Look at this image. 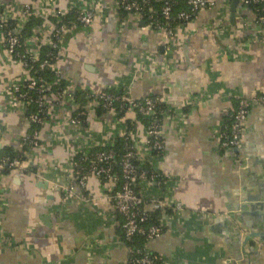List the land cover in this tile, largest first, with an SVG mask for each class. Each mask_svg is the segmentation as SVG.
I'll return each mask as SVG.
<instances>
[{"label":"crops","instance_id":"0c3cea01","mask_svg":"<svg viewBox=\"0 0 264 264\" xmlns=\"http://www.w3.org/2000/svg\"><path fill=\"white\" fill-rule=\"evenodd\" d=\"M93 1L99 11L94 24L66 36L55 63L66 86L73 92L125 87L134 100L157 95L174 116L162 126L166 153L155 166L171 176L169 195L186 211L171 218L166 231L146 248L161 254L165 264H225L239 233L232 222H222V215L226 206L238 204L240 190L259 195L262 207L257 212L264 220V103L251 104L244 124L241 154L248 157L247 168L218 148L216 131L232 99L248 102L257 94L264 96V32L255 23L254 11L243 12L242 26L231 25L228 14L229 28L223 32L215 22V9L200 12L184 26L177 44L168 48L162 33L134 25L130 16L121 17L112 0ZM31 2L0 0L14 6ZM39 11L36 4L34 16ZM41 13L46 17V11ZM158 57L168 59L167 72L150 61ZM22 72L19 61L8 59L0 35V148L16 150L29 129L24 110L12 100V83ZM52 107L39 128L40 147L30 152L29 160L36 165L26 173L0 175L7 200L0 210V233L11 240L8 246L0 244V264H126L129 249L116 231L118 220L103 183L91 177L85 193L76 190L77 196L86 194L89 199L81 196L62 204L51 181L69 173L67 162L75 146H93L118 136L123 123L111 112L93 113L75 135V128L65 121L69 107ZM125 116L134 117L133 112ZM39 175L49 188L35 186L42 179ZM222 235L234 242L225 244ZM256 253L250 259L264 264V245ZM247 262L243 258L237 263Z\"/></svg>","mask_w":264,"mask_h":264},{"label":"built area","instance_id":"2783aa9c","mask_svg":"<svg viewBox=\"0 0 264 264\" xmlns=\"http://www.w3.org/2000/svg\"><path fill=\"white\" fill-rule=\"evenodd\" d=\"M115 7H121L126 11V16L132 18L134 25H140L146 29H150L163 34L164 45L168 48L175 46L176 41L180 38V35L184 31V26L177 25L174 28H169L163 22L152 20L147 25L142 23V14L140 13V6L138 3L130 0H112ZM145 2L149 0H144ZM190 6L191 11L196 14L207 10L215 9V22L218 25L220 32L227 31L229 25L227 18L229 14L230 0H186ZM161 17L164 21L170 19L172 2L174 0H161ZM257 3L261 4L260 9L255 14V23L261 32H264V0H240L237 10L235 23L243 25V12L250 10V4ZM39 4L41 11H46V17H43L41 11H39L38 17L43 19V22L32 28V34L29 39L24 42V51L32 61H39L40 47L52 46L57 48V57L60 59V51L62 47L63 39L74 32L72 26H68V21L64 19L67 14L74 12L75 20L80 24V28L88 30L94 24L98 16V3L93 0L84 2L83 0H33L31 3H19V6L13 4H0V35L1 42L6 52V55L10 61H19L23 66V72L21 77L12 83L13 101L22 107L25 112L28 102L32 101L38 107H43L45 113H49L52 110V106L61 104L62 106L67 105L69 107V114L65 118L66 124L73 126L76 130H84L83 122L86 121L89 115L95 113V107H97L101 100H104L103 106L107 108L106 113L111 112L115 115V111L112 107L114 100L125 102L127 107L124 111V118L128 112H133L132 108H137L138 111L143 115H150L154 112L156 103L159 101L158 98L153 99L149 96L142 98L141 102L130 98L128 94L112 95L106 92L105 88L102 90L89 89L88 96L83 105L73 102V91L66 86L63 92H50V87L43 83H39L37 79L25 69V65L21 60L15 59V48L20 46V35L24 28L26 21L34 16V7ZM153 14V9H148ZM253 11V10H252ZM190 14L187 12H180L178 18L186 20L188 23ZM37 17V16H36ZM151 17V16H150ZM50 18V19H49ZM13 22V26L10 24ZM238 47L240 45L237 43ZM153 64H160L164 67L163 72H167L169 63L168 59L164 57H158L150 60ZM55 62V63H56ZM55 63H49L43 61L39 64L40 69H47L52 71L57 77L64 78L58 65ZM32 91L37 93V97L31 99L30 94ZM256 103H264V96H255L251 101H245L244 99L239 100V108L233 114V122L231 124V136L227 141L222 140L223 133L220 131L221 123L217 125L218 131V148L224 149L231 154L235 160V164L240 168L246 161V157L241 154L243 147V132L246 118L249 114L250 109H246V106ZM75 113L76 117L73 116ZM104 113V114H106ZM27 118L28 124L40 125L45 122V119L40 114H29ZM171 113L166 114L163 118L161 126L155 121L151 122L148 126L143 127L139 122L134 121V127L131 130H126L122 125L120 135L128 138L134 142L135 151H128L120 161L122 177L125 182L117 188L116 177L111 174L110 161L113 158L114 153L111 150H102L95 152L94 154H88V151L93 146H106L111 141V137L104 142H96L93 146L83 147L78 145L72 149L68 159V172L63 180L54 181L58 190L61 194L62 204L68 200H72L78 197L89 199L86 194L81 196L76 195V190L87 191L88 180L92 177L97 179L100 183L102 182L106 189V198L111 203L112 216L115 221L117 217L121 216L122 222L118 220V224L122 227L125 238L129 240L135 234H141L147 236L148 240H152L161 234L160 228L151 226L145 229L141 224L146 220L149 215L148 212L159 210L161 213V226H168L171 216L167 214L170 212L178 218V216L186 211L184 204L178 200H173L168 189L172 183L171 176L166 172L162 174H148L147 171L141 170L133 164L132 159L136 156L143 157L147 161H151L150 152L151 149H164V135L162 134V126L173 119ZM89 120V119H88ZM121 123H124V119L119 118ZM116 122V121H115ZM135 124H139V130L135 127ZM39 130H33L30 133L24 134L20 138L19 147L16 149L21 153L20 157L13 159H0V170L3 168H10L12 171L17 173H26L27 169L31 166L36 165V161L29 160L30 152L35 151L40 147L39 142ZM74 135V137H75ZM114 136V135H113ZM112 136V137H113ZM73 137V138H74ZM78 137L85 138L84 134H80ZM114 136L113 138H115ZM72 138V139H73ZM153 141V142H151ZM92 145V144H91ZM27 146V149H23ZM80 154V160L75 161L74 157ZM86 162L87 167L84 170L81 167V163ZM157 169L158 168H154ZM38 178H44L39 175ZM41 179V180H42ZM136 179L144 181V188L141 192H136L132 189L131 183ZM5 188H0V210L4 207L6 200ZM162 191V192H160ZM9 244L11 240L1 235L0 233V244ZM133 264H152L153 260L147 256H139L132 260ZM163 264L164 260H163Z\"/></svg>","mask_w":264,"mask_h":264},{"label":"trees","instance_id":"16d2710c","mask_svg":"<svg viewBox=\"0 0 264 264\" xmlns=\"http://www.w3.org/2000/svg\"><path fill=\"white\" fill-rule=\"evenodd\" d=\"M133 2H136L139 4L140 13L142 14V23L147 25L150 21L156 20L160 23H165L167 27L174 28L177 25L185 26L186 20H181L178 18V14L180 12H187L190 14L189 21H192L194 17L196 16L193 11H191L189 4L186 0H174L172 2V8H171V16L170 19L167 21H164V19L161 17V6L162 2L161 0H149L145 2L144 0H130ZM261 4L257 3H251L250 8L257 14V10L260 9ZM153 9L155 13L151 14L148 9ZM118 12L120 13L121 17H124L126 15V11H124L121 7L117 8ZM151 16V17H150ZM65 20L68 21V26H73L74 29L80 28V24L76 22L74 12H70L67 14V16L64 17ZM42 19L36 16H31L28 21L24 24V28L21 31L20 35V46L18 45L15 48V59L21 60L24 65L25 69H27L32 76H34L39 83H43L45 85H48L50 87V92H63L66 88V81L64 78L57 77L52 71L47 69H40L39 64L43 61H48L49 63H55L58 59L57 57V48H54L52 46H41L40 47V54H39V61H32L29 56L24 51V42L30 38L32 34V28L36 25L41 24ZM10 24L13 26V22L10 21ZM235 25V24H234ZM66 38V37H65ZM63 39V41L65 40ZM63 43V42H62ZM106 92L112 95H127V91L125 90V87H114L109 86L105 88ZM88 90L85 89H76L75 92H73V102L78 103L80 105H83L86 101V97L88 96ZM30 94V98L33 99L37 97V93L35 91H32ZM262 94H257L256 96H261ZM153 99L158 98V102L156 103L155 110L150 115H143L141 114L137 108L133 109V119L130 118H124V111L127 107V104L125 102L114 100L112 107L115 111V116L117 118L124 119L123 126L126 130H131L134 127V121L139 122L143 127L148 126L151 122L155 121L158 123V126L162 124L163 118L166 114L171 113L170 108L168 105L161 100L160 97L157 95H151L149 96ZM255 97V96H254ZM239 98L232 99V107L231 109L224 113L221 117V128L220 131L223 133L222 140L227 141L229 137L231 136V124L233 122V114L235 111L239 108ZM142 99L136 100V102H141ZM104 100H101L99 105L95 107V114L96 115H102L106 113L107 108L102 107ZM251 105L246 106V109H250ZM40 114L44 119H46V113L45 109L43 107H38L36 104H34L32 101L28 102L27 108L25 109V115L26 117L29 116V114ZM74 117H76L75 113L73 114ZM87 123L84 121L83 126H86ZM40 125H32L30 124L28 132L30 133L33 130H39ZM110 143L106 146L98 147L93 146L89 149L88 154L89 156L94 154L95 152H100L102 150H111L114 155L113 158L110 161L111 164V174H113L117 182L115 183L117 188H119L124 182L125 179L122 177L121 172V166L120 161L123 158V156L128 151H135L134 149V142L130 141L128 138H125L124 136H116L115 138H112ZM153 142V141H151ZM23 149H27V146H25ZM223 151V149H220ZM165 149H151L150 157L151 161L145 160V158L139 156L132 159L133 164L138 168L139 171L145 170L148 172V174H162L160 170L154 169L156 168L155 162L162 158L165 155ZM21 153L18 150H14L12 147L4 146L0 148V159H13L16 157H20ZM75 161L80 160V154H77L74 157ZM81 167L85 170L87 167L86 162L81 163ZM29 170V169H27ZM11 173H14L12 169L10 168H3L0 170V175H9ZM131 187L136 192H141L144 188V181L140 179H136L133 183H131ZM162 192V191H160ZM82 193H85V191H82ZM149 215L146 217V220L141 224L145 229H148L151 226H156L160 228L161 233H164L166 231L165 226H161V213L159 210H154L152 212H148ZM167 214L171 216L172 218H175V216L170 212V210L167 211ZM117 219L122 222L121 216H118ZM117 233L121 236V240L124 242L125 246L129 249V255L126 264H133L132 260L139 257V256H147L153 260L152 264H163V256L159 254L156 251H150L146 248V245L148 243V238L145 235L141 234H135L133 235L129 240L125 238L124 231L122 227L119 225V228H117ZM10 244V243H9ZM9 244H6L7 246Z\"/></svg>","mask_w":264,"mask_h":264},{"label":"water","instance_id":"95a60500","mask_svg":"<svg viewBox=\"0 0 264 264\" xmlns=\"http://www.w3.org/2000/svg\"><path fill=\"white\" fill-rule=\"evenodd\" d=\"M240 0H230L229 5V22L231 25H234L235 23V17H236V10L238 7ZM248 157H246V161L244 162L242 169H245L248 167ZM14 182H18V178L15 177ZM35 186L38 188L47 189L49 188V183L47 180H39L35 183ZM259 195L254 194H243L240 190V193H237L238 197V204H233L226 206L228 210H226L225 215H222L224 219L222 222L229 223L232 222L234 226L236 227V230L239 233V236L235 240V248L231 250V255L228 260H226L225 264H238L239 260L246 258L248 260L247 264H254V260L250 259V255L257 256L256 249L264 245V226L258 225L256 227L255 222H264L260 217H262L260 214H258V210L262 207V204L258 200ZM220 214V213H219ZM260 216V217H259ZM43 221L45 223L48 222V216L42 217ZM264 219V218H263ZM222 225V224H221ZM217 224H215L216 228ZM220 228V226H217ZM242 230H244L246 233H242ZM223 237V241L225 244H232L234 240H230L227 237ZM254 242L256 243L254 246L246 247L247 244Z\"/></svg>","mask_w":264,"mask_h":264}]
</instances>
